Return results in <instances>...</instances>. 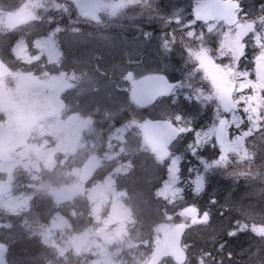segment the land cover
Masks as SVG:
<instances>
[{"label": "rangeland", "instance_id": "1", "mask_svg": "<svg viewBox=\"0 0 264 264\" xmlns=\"http://www.w3.org/2000/svg\"><path fill=\"white\" fill-rule=\"evenodd\" d=\"M44 1L55 2L53 14L42 16L39 5ZM202 1L187 0L183 8L166 13L162 0H0V58L14 71L0 81V258L7 264H144L162 246V232L184 221L181 211L188 203L201 202L202 211L211 212L206 202L212 187L193 196L190 190L177 191L183 171L169 174L179 167L170 163L177 144L188 142L191 133L177 132L173 156L159 166L161 180L152 185L153 202L157 207L164 204L158 226L148 230L139 221L128 206L132 198L124 187L133 171L156 163L142 132L148 120L168 118L180 129L185 123L176 119L177 114L191 112V126L197 128L205 116L207 129L199 130L207 133L202 136L207 149L215 131L211 122L218 125L222 118L229 119L224 162L210 174V181L216 177L219 184L215 194L223 189L225 175L231 174L228 153L248 158L254 144L249 137L264 126L257 125V117L264 116V83L255 72L264 56L261 0H238L245 7L235 28L195 22L186 25L187 33L194 31L191 39L177 31L171 37L168 32L175 19L191 15ZM31 6L37 9L38 22L15 32L3 28L5 14ZM121 38L130 46L122 48V63L111 72L102 71L111 60L100 42L114 48V43L124 45ZM86 53L95 55L88 59ZM128 72L132 80L126 79ZM150 74L166 75L177 87L172 98L139 110L130 102V90L136 79ZM219 85L237 86L236 115L242 118L238 125L222 108ZM245 107L247 112L241 111ZM73 114L78 121L68 130L65 121ZM91 156L98 157L101 166L94 179L83 184L81 167ZM186 158L182 170L195 160L191 155ZM262 184L263 179L254 178L242 182L234 208L223 212V218L216 212L222 207L215 205L217 230H207L212 227L199 218L188 223L190 243L184 245L191 255L188 264H229L216 259L230 256L225 247L195 242L204 229L207 236L223 238L222 225L231 220L247 225L243 243H238L244 260L250 238L264 243V236L252 231L264 225L259 213L264 208ZM256 186L259 192L246 199L244 191ZM227 193L225 187L223 211L230 201Z\"/></svg>", "mask_w": 264, "mask_h": 264}, {"label": "water", "instance_id": "2", "mask_svg": "<svg viewBox=\"0 0 264 264\" xmlns=\"http://www.w3.org/2000/svg\"><path fill=\"white\" fill-rule=\"evenodd\" d=\"M264 1V0H263ZM239 4L233 0H212L204 5L197 14V18L206 22H225L229 26H235L239 19L237 11ZM35 19L31 11L24 10L15 14L6 16V27L15 29L21 25L27 24ZM258 74L264 81V68L261 65L257 67ZM10 70L0 62V78L8 76ZM132 80V74L127 75ZM176 87V83H170L169 80L160 75H151L138 80L132 89L131 100L139 107H148L153 105L158 98L167 96ZM222 89V88H221ZM77 122V116L73 115L66 121V126L71 129ZM143 132L147 142L152 146L154 153L159 161H164L169 156L167 147L175 139V127L168 121L148 122L143 127ZM99 166L97 158L91 157L83 166L81 181L89 180ZM183 215L193 218L196 214L194 210L188 208L182 211ZM185 233V225L179 224L163 233V244L151 259L145 264H160L164 258L172 257L178 264H184L187 259L186 253L182 249V239ZM1 248V247H0ZM0 264H4L0 260Z\"/></svg>", "mask_w": 264, "mask_h": 264}, {"label": "trees", "instance_id": "3", "mask_svg": "<svg viewBox=\"0 0 264 264\" xmlns=\"http://www.w3.org/2000/svg\"><path fill=\"white\" fill-rule=\"evenodd\" d=\"M43 6H45L42 10H41V14L42 16L45 13H50L53 14L55 10V2L53 3H49V4H45V1L42 2ZM244 6V5H243ZM245 7V6H244ZM43 11V12H42ZM74 15L75 10L71 7V15ZM40 16V14H39ZM75 16V15H74ZM74 16L72 17V19H74ZM41 17V16H40ZM113 30V29H112ZM111 30V31H112ZM110 31V32H111ZM118 35V33H117ZM116 35V36H117ZM185 160H188L187 158ZM154 164L148 165V164H144V167H141L140 169L138 168L137 170L133 171V173L131 175H129L126 178V182L124 183L126 186V190L129 193V196L132 198V201L130 203H128V206L131 208V210H135L138 214V219L139 221L143 222L146 224V226L149 229H152L155 226H158L159 224V214H161L160 212V208H162L164 204L161 203V205L159 207H157V205L153 202V199L151 198V191L154 189L155 186L152 185H156V182H158V180H161L160 177V170H159V164L153 162ZM197 162L196 160H193V165H196ZM257 166L255 169H258V173L255 175L253 174V176H259L258 179L261 180L263 179V184L261 186L264 187V154L259 158V161L257 162ZM251 169V173H252ZM217 172H215L216 175ZM213 176V174H212ZM247 176H250V174H247ZM247 184V182H246ZM210 184L209 187H215V184L212 185ZM158 186V185H157ZM242 187L241 182L236 183V184H232L229 188L231 190L230 192V197H231V203L230 206L232 207V209L234 208V204L236 202V198L238 196V191L240 190V188ZM260 187L258 188L257 186L255 187V189L253 190H246L244 193L247 196V199H252V194L254 192H259ZM262 193L264 194V190L262 191ZM152 199V200H151ZM129 201V200H128ZM209 204V202H208ZM210 205V204H209ZM230 207V209H231ZM40 208V207H39ZM231 209V210H232ZM246 210H248L251 213H256L258 211L255 210H249L248 208H245ZM42 209L38 210L39 212ZM260 215H263L264 217V208L262 211H259ZM41 214V213H40ZM192 231V230H191ZM190 231V232H191ZM199 231V230H198ZM203 233H199L198 234V240L196 243H201L203 246H209L212 242H214L216 245L220 244L221 241H223L224 238H221L219 240L218 236L212 235V236H207L208 238H206V236H203ZM243 234H240L238 237H233L231 239H229V243L226 247V250L228 252V254L230 255L228 257L227 253L225 254V256L223 257H219L217 256L216 259L218 260L219 258H222L226 261H228L229 264H257L260 262H264V243L261 242V240L259 239H253L250 238L249 242H247L244 246V248L248 251L246 259L244 260V257L241 255L240 253V247L238 245V243H243L244 237H242ZM233 241V242H232ZM188 244L190 242H187ZM152 249L150 248L149 252ZM204 253V252H202ZM191 256V255H189ZM166 264H174L171 260H167L165 262Z\"/></svg>", "mask_w": 264, "mask_h": 264}, {"label": "snow or ice", "instance_id": "4", "mask_svg": "<svg viewBox=\"0 0 264 264\" xmlns=\"http://www.w3.org/2000/svg\"><path fill=\"white\" fill-rule=\"evenodd\" d=\"M166 48V44L164 45ZM242 99V98H241ZM185 101L191 102L190 97H185ZM199 110L197 109V112ZM224 111L232 113V121L234 123L239 124L242 120L241 117L236 115V112L233 110L231 104L224 102ZM243 112H247V107L241 109ZM176 119L178 121L182 120L185 123V127L177 129L178 133H191L192 138L186 143H178L177 150L173 159L170 161L174 166H179L178 168L170 169L169 174L172 175L173 171L177 172V174L183 171V180L181 178V187L177 189V191H186L190 190L193 196H197L204 190L209 188L210 174L214 169V166H219L224 162V152L222 150L217 151V153L211 158H205L200 155V151L204 146V139L202 136H206L207 133H203L201 130L192 127L191 123L193 121V114L188 112H180L177 114ZM223 124V121L221 122ZM215 130V129H214ZM247 132V129L245 130ZM212 149H216V145H209ZM183 149V151H181ZM187 155H191L197 162L196 165L188 163L186 167L181 169V164L184 159H186ZM187 186V187H185ZM209 204L216 205L218 201L214 194L209 197ZM188 209L194 210L199 214V219L202 222H208L210 219L209 211L205 210L203 213H200L199 208L194 203H188ZM223 215V213H220ZM222 230L224 232V239L220 243V248H224L226 243H229V238L238 237L240 234L244 233L247 230V225H241L237 220H231L228 223L222 225ZM254 234L261 233L264 234V225H261L259 229L255 227L252 228ZM233 242V241H232Z\"/></svg>", "mask_w": 264, "mask_h": 264}, {"label": "bare ground", "instance_id": "5", "mask_svg": "<svg viewBox=\"0 0 264 264\" xmlns=\"http://www.w3.org/2000/svg\"><path fill=\"white\" fill-rule=\"evenodd\" d=\"M186 1L187 0H162V3L166 5L165 10H168V12H166V13H170V12H173V11H175L177 9L183 8V6H185V4H186ZM211 1L212 0H203L202 2H200V3H202V5H200V3H199L198 6L194 8V10L192 11L191 15L188 12L186 17L175 19V21H174L175 24L173 23L171 25V29H172V27H174L175 30L171 31V29H170V31L168 32L170 34V36L173 37L175 31H177L179 33V35H182L183 37L187 36V30H188L187 28H188V26H186V25H189L190 21H195L196 22L195 25L198 26L197 24H200V22H201V19L197 18L198 12L200 11V9L204 5H206L207 3L211 2ZM177 21H179V23H177ZM172 22H173V20H172ZM121 42L124 45L121 44L119 47H115L116 43H114V48L109 47L108 43L105 44L103 41H102V43L100 42L99 47L102 50H105L106 53H108L107 57H108L109 60H111L110 63L108 64V66H106V67L101 66V70L102 71L111 72L113 67H117L119 65L118 62L122 63V57H123L122 48L124 50L126 46H129L128 45L129 42L124 41L122 38H121ZM71 44L73 45V43L70 42V45ZM142 44L144 45V43H142ZM94 55L95 54H87L86 53L85 56L88 59H92L94 57ZM77 65H79V64H77ZM128 73H130V72H128ZM131 93H132V89L130 90V95H131Z\"/></svg>", "mask_w": 264, "mask_h": 264}, {"label": "flooded vegetation", "instance_id": "6", "mask_svg": "<svg viewBox=\"0 0 264 264\" xmlns=\"http://www.w3.org/2000/svg\"><path fill=\"white\" fill-rule=\"evenodd\" d=\"M198 26H201V25H207V23H204V22H200V24H197ZM220 86V85H219ZM218 86V87H219ZM204 115V114H203ZM201 121H200V125H198L197 126V129H201V130H203L204 131V128L206 127V125H207V123L205 124V116H202L201 118ZM262 122H264V120L262 121ZM217 124L216 123H213V122H211V124H210V126L213 128V129H216L217 128V126H216ZM242 126L245 128V127H247L248 126V124H247V122H244L243 124H242ZM227 128H229V120H228V127ZM206 129H207V127H206ZM215 143V144H214ZM216 145V141H215V138H214V136L212 135V138H211V145ZM217 146V145H216ZM210 147H208L207 149H209Z\"/></svg>", "mask_w": 264, "mask_h": 264}, {"label": "clouds", "instance_id": "7", "mask_svg": "<svg viewBox=\"0 0 264 264\" xmlns=\"http://www.w3.org/2000/svg\"><path fill=\"white\" fill-rule=\"evenodd\" d=\"M240 10L243 11V8H241ZM177 23H179V21H177ZM192 23H195V21L189 22V24H192ZM249 23H250V25L254 26V22H249ZM261 23H264V17H261ZM193 35H194V31L187 33V36L189 39H191ZM97 91H98V89H97ZM50 127H52V126H50ZM41 135H43V133H41ZM47 143H48L47 141H44V144H47ZM257 234L264 236V234H261V233H257Z\"/></svg>", "mask_w": 264, "mask_h": 264}]
</instances>
